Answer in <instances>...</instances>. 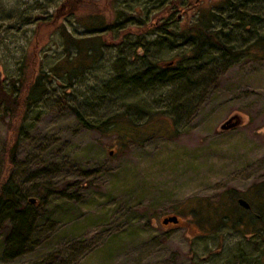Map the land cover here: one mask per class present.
I'll return each mask as SVG.
<instances>
[{"label": "rangeland", "instance_id": "374dc122", "mask_svg": "<svg viewBox=\"0 0 264 264\" xmlns=\"http://www.w3.org/2000/svg\"><path fill=\"white\" fill-rule=\"evenodd\" d=\"M171 1L0 0V81L46 84L19 114L0 105V177L31 216L20 252L0 228V264H264V54L193 58L179 34L205 15L243 47L264 32V0H176L166 17ZM146 58L181 64L153 81L140 75ZM76 111L133 127L100 130ZM233 112L241 124L219 129ZM237 196L247 211L233 210ZM198 201L210 204L196 213ZM169 214L178 222L163 224Z\"/></svg>", "mask_w": 264, "mask_h": 264}, {"label": "trees", "instance_id": "16d2710c", "mask_svg": "<svg viewBox=\"0 0 264 264\" xmlns=\"http://www.w3.org/2000/svg\"><path fill=\"white\" fill-rule=\"evenodd\" d=\"M220 3H222L223 5L232 4L236 6V3L231 0H221ZM180 6L181 4L179 3V1H171V7H169L170 10H166V17H173V11L179 9ZM63 7L64 3H61L56 11V13L58 12V17L62 16V14H60L62 11H65V8ZM65 13L67 12L65 11ZM251 17L258 18V16L255 14H252ZM204 18L206 20L202 21V19L198 17L196 22L181 26L179 29V34L186 40L191 41V45L193 48V58L197 57L200 52H206V54H210L211 49H218L220 51L219 58L225 57L226 62H232L244 56L260 57L264 54V32L259 33L254 28L253 40L243 47H237L234 43L227 44L226 42H224L219 35L220 31L217 29H211L207 24H204L208 21V17L204 15ZM162 24L163 22L159 23L160 26ZM111 26L112 22L108 21L98 28L108 30ZM180 62L181 61H177L176 59L171 58L168 61H165L162 66H159L146 58L142 61L143 70L140 75L145 76L149 80L153 81H160L162 79L170 77L174 78L177 75L176 72L179 67L178 65L181 64ZM18 80L20 81L19 85H15L14 81H12L9 87L6 86L3 81H0V105L11 115H15L17 113L19 114L18 111H20V109L22 112V109L24 110L26 107H30L46 90V84L42 79L41 74L36 75L27 82H23L22 78H18ZM165 110L170 113L171 107L169 106ZM155 114H157V112H155ZM76 115L86 125L98 127L100 130H113L117 133L119 132L121 135H123V130L125 131L128 128L124 124H127V126L129 124L133 127L130 119L124 116H119V114L114 115L113 121L105 120L99 124L94 125L87 122L78 111H76ZM155 117L156 115L152 116V119ZM139 126L137 128H139ZM147 128H149V125H147ZM149 129H151V131L154 130L153 128ZM155 129L157 130L156 127ZM156 130L154 131L156 132ZM139 131L144 132V130L140 129ZM131 132H133V129L130 131V133ZM8 144L10 146V159L7 162V168L13 162L16 142ZM221 203H223V201H221ZM204 204L210 203L208 201H204L201 203L198 201L195 203L192 210L198 213L201 210L200 207L198 208V206H203ZM232 206L234 207V209L231 207L230 209L235 210V212H238L239 210L247 211V209H249L240 208L237 206V204H233ZM244 214L240 215L239 218H237L238 216H236L232 220L229 219L227 214L225 215V217L229 221H232V223H236L239 219H242L241 221L245 223L246 219L244 217ZM28 217L31 216L27 212V202H25V200L18 194V188L13 183L11 178H9L6 174L2 175L0 177V228L2 229V231H4V239L6 240L5 242L10 251L20 252V250L23 248L24 243L22 240L28 232L27 227L24 226ZM23 231L24 234H22Z\"/></svg>", "mask_w": 264, "mask_h": 264}, {"label": "water", "instance_id": "95a60500", "mask_svg": "<svg viewBox=\"0 0 264 264\" xmlns=\"http://www.w3.org/2000/svg\"><path fill=\"white\" fill-rule=\"evenodd\" d=\"M242 122L241 115L238 112H233L229 116H227L223 121L219 124V129L221 130H227L231 129L233 127H236L240 125ZM236 201L239 205H241L244 208H249L250 203L243 198L242 196H239L236 198ZM178 216L176 214H169L165 215L161 221L163 224L167 223H177L178 222Z\"/></svg>", "mask_w": 264, "mask_h": 264}]
</instances>
